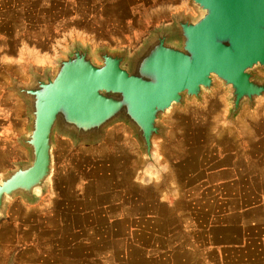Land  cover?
Instances as JSON below:
<instances>
[{
	"label": "water",
	"instance_id": "obj_1",
	"mask_svg": "<svg viewBox=\"0 0 264 264\" xmlns=\"http://www.w3.org/2000/svg\"><path fill=\"white\" fill-rule=\"evenodd\" d=\"M171 23L150 31L133 52L129 48L92 49L72 42L54 68L29 71L28 83L11 89L26 104L28 125L19 144L27 161L0 174V219L19 198L36 204L54 172L56 137L75 147L96 144L108 129L124 124L142 155L141 172L165 175L157 162L167 143L163 125L174 108L202 102L218 86L228 90L225 121L235 125L243 108L264 102V0H188ZM261 74V75H260ZM14 254L7 264H13Z\"/></svg>",
	"mask_w": 264,
	"mask_h": 264
},
{
	"label": "rangeland",
	"instance_id": "obj_2",
	"mask_svg": "<svg viewBox=\"0 0 264 264\" xmlns=\"http://www.w3.org/2000/svg\"><path fill=\"white\" fill-rule=\"evenodd\" d=\"M183 1L187 2L185 13L195 17L188 0H0V35L29 39L32 58L39 61L41 57L46 66L38 72L41 74L47 68L53 69L54 60L75 41L92 49L135 51L151 30L171 23V17L164 13L181 12ZM218 89L221 98L209 102L205 97ZM214 92L205 93L200 103L191 101L183 108H174L162 119L171 141L159 144L157 162L169 174L167 184L180 179L178 169L169 167L174 168L173 163L184 154L196 158L211 146L213 135L231 134L232 130L225 128L228 90L218 86ZM257 113L264 118L263 101L254 109L245 106L238 118L246 123ZM57 138L47 193L34 205L19 198L13 200L0 219V264H7L12 254L13 264H73L78 251H104L108 244L103 231L109 224L103 218L112 219L110 247L111 251H119L123 242L115 236L124 225L116 222L123 215L116 204L136 199L140 193L137 187L158 186L165 190L157 171L146 169L141 174L140 148L124 124L108 129L96 144L75 147L69 139ZM76 188L82 193V202ZM110 205L112 208L107 209ZM127 207L133 215L138 211ZM82 209L94 217L95 238L75 229L79 224L87 226ZM124 210L129 214L128 209Z\"/></svg>",
	"mask_w": 264,
	"mask_h": 264
},
{
	"label": "crops",
	"instance_id": "obj_3",
	"mask_svg": "<svg viewBox=\"0 0 264 264\" xmlns=\"http://www.w3.org/2000/svg\"><path fill=\"white\" fill-rule=\"evenodd\" d=\"M186 3L181 2L179 11L188 12ZM174 13L164 14L171 17ZM31 47L25 37L0 35V174L27 161V151L19 144L29 121L26 104L11 85L13 80L28 83L30 69L40 72L46 67L41 57L39 61L32 58ZM220 90L205 98L209 102L220 99ZM261 117L257 113L246 123L237 118L235 125L227 123L225 127L231 134L213 135L206 152L196 158L184 154L173 163L174 168L169 167L178 169L180 179L167 184L169 174L162 170L165 190L137 187L140 193L136 199L116 204L123 214L116 220L124 225L123 231L115 236L123 242L121 250L111 251L112 219L103 218L109 224L103 231L108 247L104 251H78L73 264H264ZM168 139L170 143V135ZM76 190L82 202V193ZM127 206L136 208L137 213L133 215ZM81 213L87 216V226L83 223L75 229L95 238L94 217L90 211L82 209Z\"/></svg>",
	"mask_w": 264,
	"mask_h": 264
}]
</instances>
